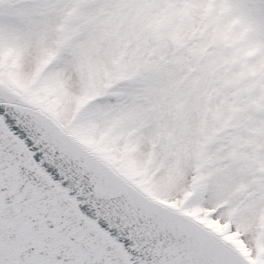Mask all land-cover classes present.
<instances>
[{
    "label": "snow or ice",
    "instance_id": "6c2138e0",
    "mask_svg": "<svg viewBox=\"0 0 264 264\" xmlns=\"http://www.w3.org/2000/svg\"><path fill=\"white\" fill-rule=\"evenodd\" d=\"M0 264H264V0H0Z\"/></svg>",
    "mask_w": 264,
    "mask_h": 264
}]
</instances>
